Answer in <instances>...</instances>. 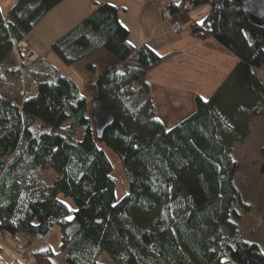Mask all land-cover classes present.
Here are the masks:
<instances>
[{
  "label": "trees",
  "instance_id": "16d2710c",
  "mask_svg": "<svg viewBox=\"0 0 264 264\" xmlns=\"http://www.w3.org/2000/svg\"><path fill=\"white\" fill-rule=\"evenodd\" d=\"M63 1L17 0L6 18L0 10V66L24 56L18 45ZM189 3L210 7L203 23L191 24L192 34L216 39L239 62L210 100L197 97L195 112L170 130L146 84L164 57L129 41L114 5L102 4L51 46L67 66L100 52L114 59L102 71L87 66L90 102L52 66L15 64L34 91L18 102L0 91V235L42 242L59 226V253L33 251L34 264H55L52 257L62 253L66 264H107L104 254L112 264H264V250L245 241L237 223L252 207L233 158L252 119H264V20L239 0H183L166 11L183 26ZM95 99L114 118L102 139L92 119ZM105 148L118 156L130 185L120 201ZM19 243L26 258L4 261L0 244V264H27V244Z\"/></svg>",
  "mask_w": 264,
  "mask_h": 264
},
{
  "label": "crops",
  "instance_id": "0c3cea01",
  "mask_svg": "<svg viewBox=\"0 0 264 264\" xmlns=\"http://www.w3.org/2000/svg\"><path fill=\"white\" fill-rule=\"evenodd\" d=\"M16 2L17 0H8L3 6L0 0V10L4 18ZM182 2L183 0H64L28 34L23 45L40 55V59L34 64L51 70L52 65L44 57L51 51L53 43L78 26L102 4L116 6L121 24L129 31V41L135 47L147 45L164 57L159 66L149 71L146 84L148 95L155 103L158 118L166 130H170L195 112L197 97L210 100L239 62L216 39H199L192 34L191 24H201V21L203 23L210 7L193 9L189 13V23L182 26L181 32H173L170 23L164 20L163 12ZM39 28L41 30L38 32ZM32 33L33 37L29 38ZM95 62L97 65L106 64L100 71L115 63L109 54L100 52L72 67L82 65V75L87 71V66ZM67 77L73 79L82 92V87L74 75ZM31 90L33 92L34 87Z\"/></svg>",
  "mask_w": 264,
  "mask_h": 264
},
{
  "label": "rangeland",
  "instance_id": "374dc122",
  "mask_svg": "<svg viewBox=\"0 0 264 264\" xmlns=\"http://www.w3.org/2000/svg\"><path fill=\"white\" fill-rule=\"evenodd\" d=\"M5 1L8 0H1L3 6L5 5ZM207 8H209V6H207ZM40 28L38 29V32L41 30ZM33 35L34 33H32L29 38H32ZM24 47L25 46L23 45V42H21L17 48L21 49L25 54L26 51ZM17 52L20 51L18 50ZM45 55L44 59L54 66L61 75H74L75 80L78 81L79 85L82 87V95L86 96L88 98V102H90L91 97L85 87V84L88 81H92L93 79L90 71H84V73L81 75L80 72L83 70L82 65L73 67L67 66L52 50ZM16 58L8 60L7 62L3 63L2 66H0V91H4V93L6 91L12 99L18 102L31 94L32 85L25 72L22 77L18 79L16 74L17 68L15 64L19 68V63L17 62L20 61L23 64V60L20 54L19 58L18 55ZM93 65L97 66L98 71L106 66L105 63L103 65H97L96 62L93 63ZM263 147L264 119L255 117L250 123L249 133L245 142L236 144L233 152V158L239 165L236 174V181L242 183L245 188L249 189L247 198L246 194H244V197L252 207L250 212L241 211V218L237 220V223L244 240L249 243H256L264 250V172L262 170L264 159L261 155V149ZM105 151L114 166V177L117 180L116 200L120 201L130 192V185L118 156L110 149L105 148ZM50 173L51 178L48 180V182L52 183L55 180V175H53L55 173ZM60 199L65 202L72 211L76 210L75 204L71 198L62 195L60 196ZM19 240H22L27 244L26 250L28 249L27 251L29 257L24 261L27 262V264H34L31 255L33 251L51 248L54 253H59L61 245L60 227L57 225L54 226L48 237L42 242L31 241L24 236H19L18 239H14L12 237L5 238L0 235V244L3 248L2 257L9 263L16 259H23L17 252H15V248L17 246L16 243ZM52 260L55 264H66L65 254L63 253L52 257ZM100 261L107 264H112V261L107 254L102 255Z\"/></svg>",
  "mask_w": 264,
  "mask_h": 264
},
{
  "label": "water",
  "instance_id": "95a60500",
  "mask_svg": "<svg viewBox=\"0 0 264 264\" xmlns=\"http://www.w3.org/2000/svg\"><path fill=\"white\" fill-rule=\"evenodd\" d=\"M244 10L255 20H264V0H239ZM92 119L98 139H102L105 131L113 124L114 118L103 102L95 99L92 102Z\"/></svg>",
  "mask_w": 264,
  "mask_h": 264
},
{
  "label": "built area",
  "instance_id": "2783aa9c",
  "mask_svg": "<svg viewBox=\"0 0 264 264\" xmlns=\"http://www.w3.org/2000/svg\"><path fill=\"white\" fill-rule=\"evenodd\" d=\"M144 1H149V0H144ZM186 8L192 10L193 5L189 3L186 5ZM163 17L166 21L171 23V28L174 32L178 33L181 31L182 29L181 23L179 21H174L173 16L171 15L169 11H164ZM24 48H25L26 53L22 57L23 64L25 63L30 64V63L36 62L39 59V55L36 52L32 50H28L26 46ZM15 250L22 258H26L25 246L22 243H19L17 247L15 248Z\"/></svg>",
  "mask_w": 264,
  "mask_h": 264
},
{
  "label": "snow or ice",
  "instance_id": "6c2138e0",
  "mask_svg": "<svg viewBox=\"0 0 264 264\" xmlns=\"http://www.w3.org/2000/svg\"><path fill=\"white\" fill-rule=\"evenodd\" d=\"M199 23H202V21H201V22H199Z\"/></svg>",
  "mask_w": 264,
  "mask_h": 264
}]
</instances>
